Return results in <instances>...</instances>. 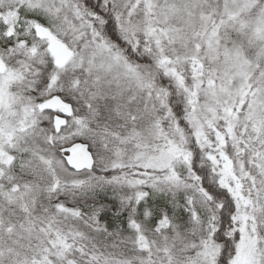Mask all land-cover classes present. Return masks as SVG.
Segmentation results:
<instances>
[{
  "label": "snow or ice",
  "instance_id": "obj_1",
  "mask_svg": "<svg viewBox=\"0 0 264 264\" xmlns=\"http://www.w3.org/2000/svg\"><path fill=\"white\" fill-rule=\"evenodd\" d=\"M0 264H264V0H0Z\"/></svg>",
  "mask_w": 264,
  "mask_h": 264
}]
</instances>
